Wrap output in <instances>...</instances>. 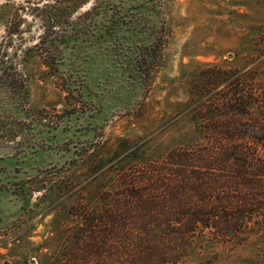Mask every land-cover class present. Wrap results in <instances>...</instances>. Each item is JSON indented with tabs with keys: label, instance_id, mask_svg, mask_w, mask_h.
Masks as SVG:
<instances>
[{
	"label": "rangeland",
	"instance_id": "obj_1",
	"mask_svg": "<svg viewBox=\"0 0 264 264\" xmlns=\"http://www.w3.org/2000/svg\"><path fill=\"white\" fill-rule=\"evenodd\" d=\"M261 26L264 0H0V264L59 250L52 220L69 223L73 198L55 210L41 199L55 177L90 203L116 177L109 161L124 168L197 143L178 112L182 72L239 64ZM150 55L151 70L139 69ZM258 253V234L206 233L180 264H252Z\"/></svg>",
	"mask_w": 264,
	"mask_h": 264
},
{
	"label": "trees",
	"instance_id": "obj_2",
	"mask_svg": "<svg viewBox=\"0 0 264 264\" xmlns=\"http://www.w3.org/2000/svg\"><path fill=\"white\" fill-rule=\"evenodd\" d=\"M234 57L239 64L196 62L181 74L189 97L178 112L195 125L197 143L124 168L109 161L116 177L90 203L55 177L41 199L55 210L73 198L69 223L52 220L49 241L59 250L36 264H180L206 233L264 239L263 26ZM136 62L146 72L154 66L151 55ZM252 264H264V254Z\"/></svg>",
	"mask_w": 264,
	"mask_h": 264
}]
</instances>
